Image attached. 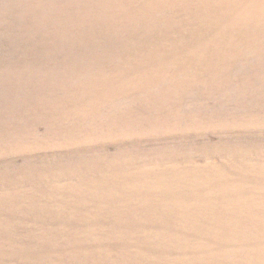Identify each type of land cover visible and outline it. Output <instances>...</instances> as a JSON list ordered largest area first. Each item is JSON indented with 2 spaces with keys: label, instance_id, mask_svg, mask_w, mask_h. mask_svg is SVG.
Masks as SVG:
<instances>
[{
  "label": "rangeland",
  "instance_id": "rangeland-1",
  "mask_svg": "<svg viewBox=\"0 0 264 264\" xmlns=\"http://www.w3.org/2000/svg\"><path fill=\"white\" fill-rule=\"evenodd\" d=\"M0 264H264V0H0Z\"/></svg>",
  "mask_w": 264,
  "mask_h": 264
},
{
  "label": "bare ground",
  "instance_id": "bare-ground-1",
  "mask_svg": "<svg viewBox=\"0 0 264 264\" xmlns=\"http://www.w3.org/2000/svg\"><path fill=\"white\" fill-rule=\"evenodd\" d=\"M220 241H225V242H236V243H240V242H244V241H241L239 239H234V240H230V239H224V240H220ZM245 250H248V246L246 245L245 246ZM247 259V257H245ZM243 260V259H241ZM195 262V261H194ZM150 263V262H149Z\"/></svg>",
  "mask_w": 264,
  "mask_h": 264
}]
</instances>
